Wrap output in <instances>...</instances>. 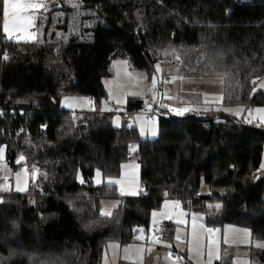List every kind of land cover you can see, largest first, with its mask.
Returning <instances> with one entry per match:
<instances>
[{"label": "trees", "instance_id": "trees-1", "mask_svg": "<svg viewBox=\"0 0 264 264\" xmlns=\"http://www.w3.org/2000/svg\"><path fill=\"white\" fill-rule=\"evenodd\" d=\"M52 1L37 22L41 38L16 41L2 33L0 0V145L11 168L22 157L38 172L27 192L0 191V264H99L108 240L132 241L166 199L207 226L246 225L264 238V175H254L263 128L219 110L162 116L160 87L150 109L137 96L126 103L131 117L159 107L155 139H139L125 120L116 128L110 114L58 106L66 94L99 103L116 58L148 76L161 61L181 77L220 78L223 103H263L253 89L264 76V0ZM136 144L141 193L103 216L100 200L116 197V186L93 184V174L118 175ZM165 226L171 237L174 224ZM228 250L215 264H229ZM251 257L264 264V249Z\"/></svg>", "mask_w": 264, "mask_h": 264}, {"label": "rangeland", "instance_id": "rangeland-1", "mask_svg": "<svg viewBox=\"0 0 264 264\" xmlns=\"http://www.w3.org/2000/svg\"><path fill=\"white\" fill-rule=\"evenodd\" d=\"M14 2L21 5V14L30 16L32 23L23 29L12 31L10 34L6 33L4 31L5 17L2 0L3 34L6 38L16 41L38 40L42 34L36 27L38 13L47 11L51 0H14ZM69 4L72 3L64 0L56 7H65ZM29 5H40V7H29ZM52 10L54 9H49V11ZM57 14L62 16L63 13L62 11L56 12L55 16ZM163 51L166 55L171 53L170 48ZM157 66H159V70H157ZM110 68L112 74L104 82L106 96L99 103H94L85 95L66 94L59 98L58 106L71 112L86 111L110 114L112 124L116 128L122 127L125 120L128 126L136 128L139 139H155L159 135L158 117L148 118L136 114L134 119H125L124 112L126 111L127 100L132 96L141 98L144 101L143 107L152 108L156 100L157 88L160 87L163 88V107L173 115L179 116L188 112L205 115L212 106L213 110H219L237 122L242 117L244 119L250 118L249 125L264 129V112L255 111L256 109H264V102L253 106L242 103H223L222 99L219 98L222 92L220 78L184 77L181 79V76L175 73V69L170 63L167 68L168 72L164 71L167 73L164 76L165 80L161 81L157 80V76L160 78L164 75L160 63L154 64V72L148 76L142 71L133 69L126 59L120 58L113 59ZM154 79L155 87H153ZM261 84H264V76L256 81L253 91L259 89L264 91ZM170 85L172 89L167 88ZM191 101L195 102V106H189ZM213 114L215 113L210 115ZM162 116H167L165 110H163ZM136 148L137 144L129 151L130 155L127 160L120 164L118 175L104 178L99 169H96L93 174V184L99 186L104 182L110 183L112 181L111 183L116 186V197H102L100 200L99 210L103 216L109 217L113 214L120 197H135L141 193L140 166L136 161ZM5 150V145H0V178L3 180V183L0 184V191L27 192L30 183L38 178L37 170L33 168L32 171L28 172L23 158L17 160L19 166L15 169L11 168L5 159ZM254 175L256 177L264 175V146L260 165ZM77 180H82L80 175L77 176ZM117 181L118 183H116ZM72 198L74 199V197ZM104 213L110 214L105 215ZM202 219L201 213L188 211L179 201L166 199L160 207L151 211L149 228L153 229L160 223L171 222L174 224V233L171 237L157 238L153 246H145L144 236L139 229L132 241L122 244L119 240L110 239L102 249L100 264L102 262L103 264H118L120 261L142 264L146 251L147 253L152 252L155 247L161 248L160 264H215L221 258L222 248L232 251L229 264H259L250 254L255 250L264 249V238L253 239L248 226L235 223H226L223 227H215L213 230V227L205 226ZM173 248L185 255L182 254L181 257L179 256L180 258L172 256L170 251ZM37 263L45 264L43 260Z\"/></svg>", "mask_w": 264, "mask_h": 264}, {"label": "snow or ice", "instance_id": "snow-or-ice-1", "mask_svg": "<svg viewBox=\"0 0 264 264\" xmlns=\"http://www.w3.org/2000/svg\"><path fill=\"white\" fill-rule=\"evenodd\" d=\"M3 3H4L3 15L5 17L4 31L6 33L10 34L12 31L20 30V29L25 28L26 26L31 25V23H32L31 17L21 14V12H20L21 5L20 4L14 2V0H3ZM29 7H40V5H29ZM4 59H7V56H5ZM157 70H159V66H157ZM153 87H155V79L153 80ZM261 87H264V84H261ZM219 98L222 99V96ZM226 110H228V109H226ZM249 111L251 112V110H249ZM255 111L264 112V109H256ZM237 114H239V111H237ZM21 159H22V157H21ZM98 175H99V173H98ZM111 182L112 181H110V183ZM116 183H118V181ZM18 190H23V189H18ZM104 214L108 215L110 213H104Z\"/></svg>", "mask_w": 264, "mask_h": 264}, {"label": "crops", "instance_id": "crops-1", "mask_svg": "<svg viewBox=\"0 0 264 264\" xmlns=\"http://www.w3.org/2000/svg\"><path fill=\"white\" fill-rule=\"evenodd\" d=\"M2 1V0H1ZM53 2L54 1H52L51 0V3H50V7H49V9H51V8H53V6H52V4H53ZM48 9V10H49ZM47 10V11H48ZM43 12H45V11H42V12H40V13H38V18H37V22H38V19H39V17L43 14ZM36 27H37V29L39 30V32L41 33V28L39 27V25H38V23L36 24ZM1 30H2V20H1ZM3 33V32H2ZM5 36V35H4ZM6 37V36H5ZM8 37V36H7ZM41 37L39 36V38H38V40L40 39ZM7 39H11V38H7ZM156 63H160V65H161V67H162V71H163V74L164 75H162L160 78H158V76H157V80L159 79V80H162L163 78H164V80H165V77L164 76H166L165 75V72L167 71V68H168V64L167 63H162L161 61H157ZM165 71V72H164ZM154 72V71H153ZM168 72V71H167ZM182 79H184V77H181ZM170 79H171V77H170ZM169 79V80H170ZM261 79V78H260ZM260 79H258L257 81H259ZM163 80V81H164ZM180 81V80H179ZM256 83V82H255ZM164 85H165V82H164ZM255 85V84H254ZM105 87H106V85H105ZM167 88H169V89H172V86L170 85V86H167ZM260 90V89H259ZM180 91V90H179ZM263 91V90H262ZM152 100V99H151ZM154 101V100H153ZM195 104V102H192L191 101V103H189V106H195L194 105ZM167 109H170V108H167ZM213 109L214 108H212V106H211V109L209 110V111H213ZM208 111V112H209ZM166 113H167V115L168 114H170V112L168 111V110H166ZM188 113H195V112H188ZM207 113V112H206ZM137 114H140L141 115V113H137ZM136 116V115H135ZM135 116L134 117H131L130 116V114L128 113V112H124V118L125 119H134L135 118ZM243 118V117H242ZM250 119V118H249ZM131 149H133V146H132V148ZM138 157H136V161H137V163H138V165H139V161H138V159H137ZM140 166V165H139ZM173 200H175V199H173ZM176 201H178V200H176ZM202 221H203V223H204V216H203V219H202ZM204 225H205V223H204ZM205 226H207V225H205ZM208 227V226H207ZM215 227H213V230H215L214 229ZM136 236V235H135ZM157 238H164V237H153L152 238V243H150V244H147V243H145L144 241V244H145V246H153L154 245V241L157 239ZM123 244V243H122ZM106 245V244H105ZM173 249H176V248H173ZM180 252V251H179ZM181 253V252H180ZM171 254V253H170ZM182 254L183 255H185L184 253H181V255H180V257L182 256ZM172 255V254H171ZM247 255H249V254H247ZM172 256H174V255H172ZM250 256H251V254H250ZM175 257H178V258H180L179 256H175ZM149 262L150 264H160V262H161V248L160 247H155L154 248V250L152 251V252H149V253H147V251H146V253H145V256H144V262ZM100 264V263H99ZM102 264H103V262H102ZM118 264H140V263H127V262H118Z\"/></svg>", "mask_w": 264, "mask_h": 264}, {"label": "built area", "instance_id": "built-area-1", "mask_svg": "<svg viewBox=\"0 0 264 264\" xmlns=\"http://www.w3.org/2000/svg\"><path fill=\"white\" fill-rule=\"evenodd\" d=\"M139 113L147 115V116H156V117L161 116L159 107H156L153 110L142 109L139 111ZM131 114H134V112H131ZM249 122H250L249 118H245V119L241 118L238 123L239 124H248ZM26 169L28 172L32 171V168L28 165H27ZM2 183H3V180L0 178V184H2ZM140 230L144 236V242L147 244H150V243H152L153 237H164L165 236L166 226H165V223H160L153 229H150L148 226V227H142V228H140ZM170 253L174 256H180L181 255V253L176 249H172L170 251Z\"/></svg>", "mask_w": 264, "mask_h": 264}]
</instances>
